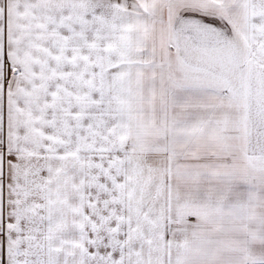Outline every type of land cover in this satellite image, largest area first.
Listing matches in <instances>:
<instances>
[{
    "label": "snow or ice",
    "instance_id": "obj_1",
    "mask_svg": "<svg viewBox=\"0 0 264 264\" xmlns=\"http://www.w3.org/2000/svg\"><path fill=\"white\" fill-rule=\"evenodd\" d=\"M0 264H264V0H0Z\"/></svg>",
    "mask_w": 264,
    "mask_h": 264
}]
</instances>
